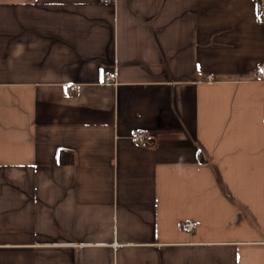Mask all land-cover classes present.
I'll list each match as a JSON object with an SVG mask.
<instances>
[{"label":"crops","instance_id":"0c3cea01","mask_svg":"<svg viewBox=\"0 0 264 264\" xmlns=\"http://www.w3.org/2000/svg\"><path fill=\"white\" fill-rule=\"evenodd\" d=\"M263 13L0 0V264H264Z\"/></svg>","mask_w":264,"mask_h":264},{"label":"built area","instance_id":"2783aa9c","mask_svg":"<svg viewBox=\"0 0 264 264\" xmlns=\"http://www.w3.org/2000/svg\"><path fill=\"white\" fill-rule=\"evenodd\" d=\"M262 19L264 21V13L262 14ZM258 75L264 80V65L258 66ZM115 78V73H109L110 80H113ZM129 139L143 148L150 147L154 144V135L146 131L136 130L131 133ZM196 228L197 225L194 222H187L183 225V230L187 233L194 232Z\"/></svg>","mask_w":264,"mask_h":264},{"label":"trees","instance_id":"16d2710c","mask_svg":"<svg viewBox=\"0 0 264 264\" xmlns=\"http://www.w3.org/2000/svg\"><path fill=\"white\" fill-rule=\"evenodd\" d=\"M260 2V1H259ZM66 156H68V153L67 152H65V153H62V155H61V158L63 159V163L64 164H67L70 160H71V158H69V159H66Z\"/></svg>","mask_w":264,"mask_h":264}]
</instances>
